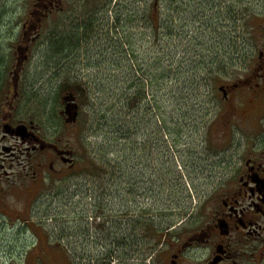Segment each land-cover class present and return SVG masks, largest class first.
Instances as JSON below:
<instances>
[{"label":"rangeland","instance_id":"rangeland-1","mask_svg":"<svg viewBox=\"0 0 264 264\" xmlns=\"http://www.w3.org/2000/svg\"><path fill=\"white\" fill-rule=\"evenodd\" d=\"M34 1L0 0V61L12 58L17 63L18 55L13 54L18 45L25 46L21 41L25 31L22 34L18 28ZM153 1L64 0V10L52 15L35 43H29L34 57L22 80L37 82L47 75L42 85L31 86L33 104L41 100L48 112L54 106L61 109L72 75L74 84H79L80 114L74 138L79 145V169L74 185L69 183L67 188L65 181L63 190H47L28 206L44 210L30 218L40 226L22 233L17 228L0 231L1 260L9 253L24 256L38 235L43 242L50 241L49 247L61 236L60 252L45 248L42 256L49 264L104 260L107 252L117 248L114 256L120 262L127 257L119 242H125L127 231L135 236L146 222L157 233L147 235V246L138 245L137 258L148 260L147 264H171V234L183 238V227L201 216L212 182L230 176V168L239 165L238 155L253 140L248 129H263L264 96L253 105L256 109L250 107L260 93L254 91V83L264 87V0H162L160 13L169 28L158 31L146 24L153 15ZM93 19L98 36L85 28L94 26ZM73 24L83 34L78 36L77 69L72 65L69 71L39 72L41 57L47 56L52 64L62 58L57 44L61 50L72 45ZM223 84L240 85L232 97L240 111L229 125L223 116L228 112L220 92ZM122 120L134 133L130 140L135 146L122 141ZM161 122L166 134L159 130L158 176L152 179L150 164L135 173L129 152L135 151L146 132L152 141L153 134L163 128ZM71 133L72 128L64 124L63 134L70 137ZM118 165L121 170H115ZM122 171L127 185L132 184L131 177L138 182L141 175L143 182L152 180L154 198L150 192L142 198L144 192L137 189L140 198L134 195L123 202ZM144 212L147 221L141 222ZM124 215L131 221L128 230L122 223ZM149 230L145 226V232ZM133 242L127 243V251ZM133 258L125 262L134 264L137 258Z\"/></svg>","mask_w":264,"mask_h":264},{"label":"flooded vegetation","instance_id":"flooded-vegetation-1","mask_svg":"<svg viewBox=\"0 0 264 264\" xmlns=\"http://www.w3.org/2000/svg\"><path fill=\"white\" fill-rule=\"evenodd\" d=\"M154 1L157 5V0ZM64 4V0L34 1L18 28L22 34L25 31L21 37L25 46L18 45L13 54L18 55L17 63L14 64L12 58L0 61V231L17 228L22 233L40 226L35 219L30 218L32 214H43L44 210L28 206L47 190H63L65 181L68 182L67 188L69 183L74 185L77 182L79 145L74 138L78 133V120L74 123L67 121L65 109L71 102L66 103L64 98H73L80 106L78 82L74 84L72 75L71 88H66L62 96V108L54 106L48 112L47 105L41 100L33 104L34 99L30 94L31 86L42 85L47 75L38 77L37 82L22 80V73L30 68L28 61L32 62L34 57L33 49L29 47L32 42L35 43L48 19L64 10ZM78 29V24L71 27L73 40L68 50H61L58 44L55 46L62 58L54 60L52 64H48L47 56L40 58L37 64L39 72H46L48 68L56 72L69 71L72 65L76 68L79 61L76 55ZM239 90L238 84L220 86L224 102L228 105V112L223 114L228 118L227 125L232 123L230 118L240 111L232 100L233 92ZM254 91L260 93L251 109H256L257 106L253 105H258L264 96L263 85L254 83ZM64 124L72 128L70 137L63 134ZM249 126H253L251 119ZM248 132V136H252L255 141L246 143L238 155L239 165L230 168V176L212 182L214 185L205 197L201 216L194 224L183 227V238L171 234L168 240L171 264H264V122L263 129L249 128ZM130 137L135 135H125V144L135 146ZM148 137L146 132L140 142H136L135 151L130 149L129 156L135 173L137 170L141 173L145 163L150 164L148 168L154 179V176H158L160 135L159 132L153 134L152 141ZM136 155L140 158V164L137 163ZM122 156L124 162L126 156ZM223 165V170H227L225 160ZM120 177L123 182L119 191L123 202L134 195L140 198L141 195L134 191L137 189L144 192L142 198L147 197L149 192L153 197L152 180L143 182L141 175L139 182L137 177H131L132 184L127 185L123 171ZM60 238L49 247L50 241L45 243L35 235L24 256L9 253L6 260L0 259V264H49L42 255L46 253V247L50 248L51 253L60 252ZM59 260L61 258L55 260L56 263Z\"/></svg>","mask_w":264,"mask_h":264},{"label":"trees","instance_id":"trees-1","mask_svg":"<svg viewBox=\"0 0 264 264\" xmlns=\"http://www.w3.org/2000/svg\"><path fill=\"white\" fill-rule=\"evenodd\" d=\"M161 1L162 0H157V5L155 4V2L156 1H153V4H152V8H153V12H152V18H150L149 19V21L148 22H146V24L149 26V27H152L154 30L155 29H157V31L159 30V29H162V28H165V29H168L169 27H165V25H164V18H162V14L160 13V3H161ZM110 3H112V0H110ZM152 8H151V10L150 11H152ZM93 21H94V26H85V28L88 30V31H90V34H92V35H95V36H98L99 34H97L96 33V29H97V26H95V22H96V20H94L93 19ZM119 23V24H121V20L120 19H118L117 18V20H116V23ZM122 25V24H121ZM81 32V31H80ZM81 35H83L82 33H80ZM114 44V47H115V49H118V46H117V44L116 43H113ZM162 78H164V77H162ZM138 109V108H137ZM107 112H109V109H108V111ZM122 116H123V114H122ZM104 119H105V117H104ZM143 122V121H142ZM123 125H124V121L122 120V127H123ZM141 125V124H140ZM160 126H163V128H161V129H158V132H159V130H160V133L161 132H163V134H166V130H165V127H164V123L163 122H161V124H160ZM124 130H123V132L121 133V139H122V141H124V139H123V137L125 138V135H131V133H130V127L129 128H126V124L124 125ZM139 130L141 129V127H139L138 128ZM132 134H134V133H132ZM160 135V134H159ZM123 156H121V158H122ZM121 163H122V161H121ZM100 170H101V168L100 167H98ZM115 168V170H117V169H120L121 170V168H122V166H120V165H118L117 167H114ZM114 174V173H113ZM116 174V173H115ZM121 178V177H120ZM121 180V179H120ZM127 216L128 215H124L123 216V221H122V223L123 222H125V224H127V230H128V223L129 222H131V221H128V219H127ZM140 217H143V219L142 220H140L141 222H143V221H147V212H144V213H142L141 214V216ZM110 224L111 225V223L109 222V221H107V222H103V224ZM148 223H150V222H148ZM152 224V223H151ZM145 226L146 227H148L150 230L149 231H146L145 232ZM145 226L143 225L142 227H141V230H139L140 232L138 233H135V236L130 232V231H127L126 232V235H125V238H126V240H125V242L123 241V243L122 242H119V247L121 248V249H123L124 250V254L126 255V257L127 258H125V259H121V261L120 262H118V260H116L115 259V254L114 253H116V252H118L119 251V248H117V250H113V251H110V252H107V255H106V257L104 258V260H88L87 262H86V264H132V263H130V262H125V261H129L128 259L129 258H131V257H134L133 259H135V258H137V254H138V256H140V250H139V248H138V245H143V246H147L148 245V243L146 242L147 240L146 239H148L149 237L147 236L148 234L151 236V235H153V233H157L156 231L157 230H155V229H153V224H152V226L151 225H149V226H147V224H146V222H145ZM144 227V228H143ZM151 229H153V230H151ZM134 231L136 232L137 231V228L136 227H134ZM100 237V236H99ZM133 238H136L135 240H134V242H133ZM96 240H97V238H95ZM131 242H133L134 243V245H133V247L131 246V247H129L128 248V251L125 249V248H127V243H131ZM98 242L96 241L95 242V246H96V244H97ZM135 248H137V250L135 249ZM126 251V252H125ZM131 255H135V256H131ZM113 259V260H112ZM139 259L137 258V260H135L134 261V264H147L146 262L148 261V260H139ZM116 261H117V263H116ZM153 260H150V262H152ZM70 264H73L74 262H72L71 260H70V262H69ZM84 263V262H83Z\"/></svg>","mask_w":264,"mask_h":264},{"label":"water","instance_id":"water-1","mask_svg":"<svg viewBox=\"0 0 264 264\" xmlns=\"http://www.w3.org/2000/svg\"><path fill=\"white\" fill-rule=\"evenodd\" d=\"M262 53L260 55V58H262ZM65 101H73V98H66ZM78 113H79V106L77 103L72 102V104H68L66 107V114L69 115L68 122L72 123L75 122L78 118Z\"/></svg>","mask_w":264,"mask_h":264},{"label":"bare ground","instance_id":"bare-ground-1","mask_svg":"<svg viewBox=\"0 0 264 264\" xmlns=\"http://www.w3.org/2000/svg\"><path fill=\"white\" fill-rule=\"evenodd\" d=\"M79 33H80V31H79Z\"/></svg>","mask_w":264,"mask_h":264}]
</instances>
